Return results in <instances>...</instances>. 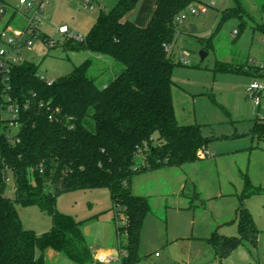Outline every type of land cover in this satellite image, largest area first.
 I'll use <instances>...</instances> for the list:
<instances>
[{"label":"trees","instance_id":"1","mask_svg":"<svg viewBox=\"0 0 264 264\" xmlns=\"http://www.w3.org/2000/svg\"><path fill=\"white\" fill-rule=\"evenodd\" d=\"M139 1L118 0L109 11H101L83 39L71 38V48L109 56L123 65L105 87L88 75L90 61L53 81L29 62L0 70V264H45L43 253L49 248L74 263H92L84 222L60 213L57 201L65 193L98 189L111 195L121 263H136L151 208L148 198L133 194V178L206 157L210 141L200 126L177 123L172 96L176 63L170 49L179 18L203 0H157L146 27L125 19ZM243 14L238 6L223 16ZM32 36L37 37L36 32ZM10 102L20 109L16 131L2 119ZM254 132L264 138V122L257 123ZM140 155L143 163L138 166ZM10 184L14 198L7 195ZM244 191L250 197L261 190H251L246 181ZM17 205L47 213L52 218L49 231L38 235L25 229ZM235 221L237 237L214 233L210 238L220 258L229 257L239 245L258 244L260 230L243 203Z\"/></svg>","mask_w":264,"mask_h":264},{"label":"rangeland","instance_id":"2","mask_svg":"<svg viewBox=\"0 0 264 264\" xmlns=\"http://www.w3.org/2000/svg\"><path fill=\"white\" fill-rule=\"evenodd\" d=\"M117 1L94 0L91 11L84 0H46V8L36 20L38 30H34L28 26L29 14L19 0H4L8 10L3 19L10 18L15 9L8 31L21 43L16 56L37 66L40 76L53 81L90 61L88 75L103 87L123 71V65L71 45L75 35L85 37L101 11H109ZM211 2L215 7L205 14L187 10L170 46L176 63L172 91L176 120L181 126H200L210 141L203 152L206 157L181 168L133 178V194L147 197L151 208L142 230L140 259L134 264H264V138L254 132L257 123L264 122V93L258 107L248 91L250 83H264V0H203V4ZM153 5L154 0H140L132 12L144 17ZM201 5L196 4V9ZM238 6L244 9L242 18L224 19L226 10ZM62 27L74 39L61 32ZM33 31L37 37L32 36ZM26 41H30L28 46ZM184 51L189 52L187 64L182 62ZM223 66L243 71L225 72L220 69ZM261 67L263 71L257 74L256 68ZM142 163L140 155L137 165ZM9 180L12 183L11 173ZM246 181L251 190L261 191L247 197ZM7 195L14 198V191ZM242 203L260 230L258 244L239 245L229 257L220 258L210 238L214 233L239 235L235 220ZM57 209L83 221L92 243L99 230L107 225L112 229L113 202L107 189L62 194ZM17 210L24 228L38 235L52 226V218L37 206L17 205ZM113 228L114 247L119 251ZM105 245L101 239L96 244L98 249Z\"/></svg>","mask_w":264,"mask_h":264},{"label":"built area","instance_id":"3","mask_svg":"<svg viewBox=\"0 0 264 264\" xmlns=\"http://www.w3.org/2000/svg\"><path fill=\"white\" fill-rule=\"evenodd\" d=\"M85 5L90 7V10L93 11V2L94 0H84ZM200 6V10H197L195 5H192L188 8L189 12L194 15L205 14L209 8H214L215 3L211 2L209 4H203ZM19 5L22 7L23 11L29 14L28 23L29 27L32 28L34 26V30L38 29V25L36 24L37 18L43 14L46 8V0H19ZM7 13V7L3 0H0V23L3 20L4 16ZM184 16L179 18V23H183ZM64 34H68L69 31L66 27H62L60 29ZM34 32V31H33ZM235 34L237 31L234 32ZM33 34V33H32ZM73 34L69 33V37L71 38ZM76 37V36H75ZM76 39H79L76 37ZM20 40H17L12 34L9 33L8 30H3L0 32V70H8L12 64H19L22 61L16 56L21 51L20 48ZM30 44V41H26V46ZM169 50V49H168ZM189 52L184 51L182 54V62L184 64L189 63L188 61ZM262 68V67H261ZM263 69V68H262ZM248 91L251 94V98L253 99L256 106H260L262 104V95L264 93V83H259L254 81L250 83L248 87ZM19 105L10 102L7 105L6 110L3 112L2 119L7 120L8 125L12 131H16L19 128L18 118H19ZM10 183V180L8 179ZM13 188V186H12ZM125 255V252H122ZM118 258L120 259V252L118 253ZM110 258L104 255H100L97 258L98 264H104L109 262Z\"/></svg>","mask_w":264,"mask_h":264},{"label":"crops","instance_id":"4","mask_svg":"<svg viewBox=\"0 0 264 264\" xmlns=\"http://www.w3.org/2000/svg\"><path fill=\"white\" fill-rule=\"evenodd\" d=\"M156 2H157V0H154V5L149 10V13L147 11L146 16L141 17L137 13L130 12L125 17V19L135 23L138 26L146 27L149 24V22H150V20H151V18L153 16V13H154V11L156 9ZM4 3L6 4L7 10H8V3H6V2H4ZM14 12H15V9L13 10L12 16H10V18H8V19L5 18L6 20L3 19L1 21V23H0V32H2L5 29L8 30L10 25L13 23ZM75 36L78 37L79 39H83L84 38V37L80 38L78 35H75ZM105 86L106 85H104L103 87H105ZM170 169H172V168H170ZM173 169H177V168H173ZM139 196H141V195H139ZM113 215H114V212H113ZM144 223H145V221H144ZM111 224L113 226H115L114 219H113V222ZM113 226H112V229L110 228L109 225H107L106 228H103V229L99 230V232L97 233V240H95L93 243L91 242V237H89L87 231H84L83 227H82V232H83V235H84V237L86 239V243H87L88 247L90 248V250L92 252V255H93V262L90 263V264H98L97 263V258L100 255H104V256H107L108 258H110L109 262L104 263V264H122L120 259L118 258L119 251H117V249H115V247H114L113 238L115 237V232H114ZM142 230H143V228H142ZM47 231H49V229ZM115 231H116V226H115ZM141 237H142V233H141ZM100 239L101 240H105L106 241V245L103 248L98 249L96 244L98 243V240H100ZM140 243H141V241H140ZM41 254L42 253L40 251L37 252L38 256H40ZM43 256H44L45 264H77V263L72 262L64 253L55 251L54 249H51V248L47 249L43 253Z\"/></svg>","mask_w":264,"mask_h":264},{"label":"water","instance_id":"5","mask_svg":"<svg viewBox=\"0 0 264 264\" xmlns=\"http://www.w3.org/2000/svg\"><path fill=\"white\" fill-rule=\"evenodd\" d=\"M201 57L204 59L206 57V54L202 52ZM11 190H12V185H8V191H11Z\"/></svg>","mask_w":264,"mask_h":264}]
</instances>
